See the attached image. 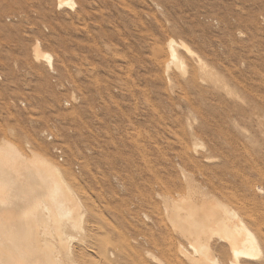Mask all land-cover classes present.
I'll list each match as a JSON object with an SVG mask.
<instances>
[{"label":"rangeland","instance_id":"374dc122","mask_svg":"<svg viewBox=\"0 0 264 264\" xmlns=\"http://www.w3.org/2000/svg\"><path fill=\"white\" fill-rule=\"evenodd\" d=\"M2 1L0 143L6 139L28 156L44 147L53 164L75 177L71 187L101 218L87 220L79 234L89 227L109 257L99 262L88 251L89 264H180L163 253L161 228L166 199L180 191L154 184L144 162L163 171L156 159L162 150L173 153L171 135L151 127L149 112L153 106L182 116L183 91L207 101L167 87L158 51L170 37L186 42L241 96L247 128L264 143V0H84L82 10L59 8L56 0ZM36 41L53 56L52 67L34 60ZM104 123L111 132L116 123L129 129L133 145L124 161L106 145Z\"/></svg>","mask_w":264,"mask_h":264},{"label":"bare ground","instance_id":"6f19581e","mask_svg":"<svg viewBox=\"0 0 264 264\" xmlns=\"http://www.w3.org/2000/svg\"><path fill=\"white\" fill-rule=\"evenodd\" d=\"M56 1L59 8L73 10H82L84 3ZM158 52L165 57L161 68L167 87L192 90L207 101H195L189 92L180 91L182 116L161 115L153 106L149 112L151 127L162 137L171 135L166 140L173 153L162 150L156 159L163 171L147 157L146 168L161 189L180 191L179 198H167L164 205L163 253L180 264L183 260L188 264L263 262L264 143L247 128L251 123L245 120L247 111L237 103L242 98L186 42L170 37ZM32 56L53 65V56L42 49L40 41L33 45ZM173 70L179 76L173 78ZM103 130L106 145L114 146L115 160L124 161L128 142L130 148L133 145L131 137H126L129 129L116 123V132H111V124L104 123ZM259 132L264 138V129ZM41 151L28 156L6 139L0 143V264H89L88 251L99 262L109 260L107 249L98 244L89 227L88 233L79 234L89 220L100 221L97 209L87 197L89 209L85 208L71 187L75 177L67 168L53 164L44 147Z\"/></svg>","mask_w":264,"mask_h":264}]
</instances>
